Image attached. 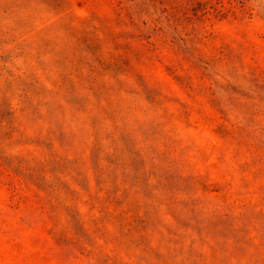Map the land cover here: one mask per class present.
<instances>
[{
    "label": "rangeland",
    "instance_id": "374dc122",
    "mask_svg": "<svg viewBox=\"0 0 264 264\" xmlns=\"http://www.w3.org/2000/svg\"><path fill=\"white\" fill-rule=\"evenodd\" d=\"M0 264H264V0H0Z\"/></svg>",
    "mask_w": 264,
    "mask_h": 264
}]
</instances>
